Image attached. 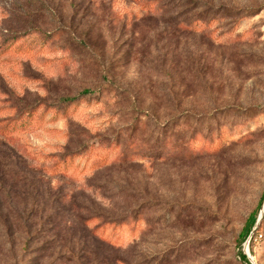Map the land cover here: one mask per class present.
I'll return each mask as SVG.
<instances>
[{
	"label": "rangeland",
	"instance_id": "rangeland-1",
	"mask_svg": "<svg viewBox=\"0 0 264 264\" xmlns=\"http://www.w3.org/2000/svg\"><path fill=\"white\" fill-rule=\"evenodd\" d=\"M0 121V264H264V0H0Z\"/></svg>",
	"mask_w": 264,
	"mask_h": 264
},
{
	"label": "trees",
	"instance_id": "trees-1",
	"mask_svg": "<svg viewBox=\"0 0 264 264\" xmlns=\"http://www.w3.org/2000/svg\"><path fill=\"white\" fill-rule=\"evenodd\" d=\"M203 13L201 14H195L193 17L192 16H188L183 22L185 23H197L199 21H201V17H202ZM184 29H187L186 27H184ZM100 89H83L82 91L79 92V94L77 96H67V97H60L58 99L57 104L52 105L53 107H58V106H67L69 104L75 103L77 102L80 98H84V97H91L93 94L99 92ZM7 121L6 124L4 126H0V132L5 133L6 129H7V125H8ZM1 123V121H0ZM262 200V198L259 200L258 205L256 206V208L252 211V213L250 214V218H249V226L248 228L244 231V233L240 234L237 237L236 240V245L238 248H240L241 243L246 239L247 235L250 232L251 227L253 226L256 217H257V213L258 210L260 208V201ZM127 221L124 220V218H114L113 220H111V223L113 224H117V225H122L125 224ZM239 259L244 262V263H248V259L246 257V255L240 250L238 249V253H237Z\"/></svg>",
	"mask_w": 264,
	"mask_h": 264
},
{
	"label": "water",
	"instance_id": "water-1",
	"mask_svg": "<svg viewBox=\"0 0 264 264\" xmlns=\"http://www.w3.org/2000/svg\"><path fill=\"white\" fill-rule=\"evenodd\" d=\"M263 206H264V201H262V203L260 205L258 216H257V218L255 220V223L258 222L260 220V218H261ZM253 229L254 228L251 229L250 233L253 231Z\"/></svg>",
	"mask_w": 264,
	"mask_h": 264
}]
</instances>
